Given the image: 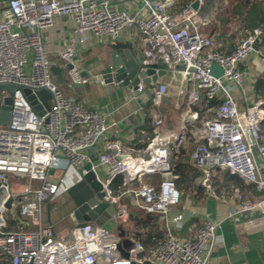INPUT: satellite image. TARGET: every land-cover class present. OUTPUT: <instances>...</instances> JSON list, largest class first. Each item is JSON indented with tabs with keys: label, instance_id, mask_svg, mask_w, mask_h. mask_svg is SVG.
Here are the masks:
<instances>
[{
	"label": "built area",
	"instance_id": "obj_1",
	"mask_svg": "<svg viewBox=\"0 0 264 264\" xmlns=\"http://www.w3.org/2000/svg\"><path fill=\"white\" fill-rule=\"evenodd\" d=\"M138 1L146 10L144 18L111 10L103 0H8L1 11L0 86L20 87L12 93L8 124L0 125V256L9 264H212L209 254L221 223L206 218L190 240H177L168 231L148 259L141 257L144 248L137 241H132L127 258H123L117 236L93 223L75 227L69 240L57 236L53 227L44 223L42 206L78 183L86 165L101 184L103 199L116 206L113 219L117 223H126L129 211L111 192L110 184L116 177L129 184L141 182L145 175H157V185L141 183L125 193L134 204L141 201L144 214L157 216L166 226L171 208L181 197L175 187L174 153L169 146L181 134L163 131V119L155 117L144 156L126 154L114 121L62 93L52 68L60 70V84H83L97 78L81 77L74 39L59 53L57 63L44 51L41 32L52 27L57 17L72 18L79 37L92 34L107 38L110 45L118 42L124 29L136 27L144 42L143 69L159 60L166 65L150 97L153 107L161 109L166 99H179L184 93L182 86L192 84L182 122L193 126L195 149L189 161L200 174L201 185L211 192L213 174L225 172L264 197V98L243 106L224 87L229 83L242 91L245 74L241 66L251 56L264 60V53L256 48L263 30L253 29L228 51H222L219 43L196 30L203 0H197V10L189 3L176 14H169L166 4L158 0ZM214 64L222 72L220 77L211 74ZM168 72L179 75V85L174 77H164ZM145 87L140 83L136 93L143 94ZM22 89L31 94L48 92L49 110L36 100L44 110L43 116H38ZM7 96L0 91V114ZM202 100H217L218 105L207 108L212 116L196 126L197 114L191 108L201 105ZM98 170H104L103 180ZM236 213L252 223L264 224V198L244 202ZM18 217L23 224L18 223ZM181 220L182 215L177 214L171 223L180 228ZM10 222L32 230H8Z\"/></svg>",
	"mask_w": 264,
	"mask_h": 264
},
{
	"label": "crops",
	"instance_id": "obj_2",
	"mask_svg": "<svg viewBox=\"0 0 264 264\" xmlns=\"http://www.w3.org/2000/svg\"><path fill=\"white\" fill-rule=\"evenodd\" d=\"M7 1L0 0V19L1 11L6 6ZM103 1L108 3L107 5L111 10H124L132 16L145 17L146 10L143 9L138 0ZM158 1L166 4L169 14H174L178 11L180 5L192 3L194 0ZM237 11L232 16L221 15L215 18L212 14L204 20L198 19L197 23L199 25H197V29L202 32L203 36L219 43L222 51H228L237 42L235 35L228 37L226 34L219 32L217 25L224 24L227 18L230 19L233 16L240 19L241 15ZM76 29L77 25L72 18L61 16L55 19L52 27L46 28L41 32L43 49L51 61L57 63L59 53L65 49L71 39H74L76 41L75 59L79 66L81 77L86 79L88 75H92L93 78H97V81L90 79L83 83V91L73 88L71 85L59 83L60 88L64 90L62 93L65 97L80 102L86 108L98 110L100 113L107 115L111 121H114L126 154L144 156V148L139 149L138 147L141 144L146 147L148 141L152 138H147L145 130L150 118V127L155 117H161L165 125L162 128L163 131L171 130L182 135L178 141L171 142L169 146L173 149L172 153H174L173 163L176 176L177 170L183 171L190 179V186H181L178 190L181 195L180 202L171 208L168 215V226L157 216L150 215L151 218H154L152 222L157 225L158 231L165 238L169 231L177 240H190L193 239L195 231L204 225L206 218L213 221L219 220L221 223L216 229L214 244L209 254L212 264H264V224L262 222L252 223L244 218L241 213H236L240 211L244 202L263 200V195L256 193L252 186L245 185L238 177H231L228 173L219 171L215 172L210 179L211 192H208L201 185L200 174L191 167L189 157L195 149V139L192 135L193 126L184 124L182 117L187 109L186 103L192 84L181 85L184 90L183 95L179 99H166L162 103L161 109L153 107L150 103L153 87H145L143 94H137L128 89L116 90L115 86L111 88L104 82L101 84L100 71L110 64L109 40L92 34H83L79 37ZM117 40L123 44L131 45V50L135 57L139 61L143 59V37L136 27L124 29ZM262 52L264 53V51ZM241 69L245 74L242 91L229 88V92L240 105L245 106L246 104L250 106L259 100L255 96L254 83L260 75L264 74V60L251 56L241 66ZM170 76L174 77L176 80L175 84L179 85V75L168 72L164 77L168 78ZM205 107L206 102L202 100L201 105L192 107L191 111L197 114L195 109L203 110ZM179 110L181 115L177 116V111ZM169 118H171L170 120H172L173 124L166 122ZM98 176L103 180L105 178L104 170H98ZM158 182L159 178L157 175H149L147 181L138 182L137 185L138 187L141 183L157 185ZM200 188H202V191L198 193L197 190H200ZM236 191L239 198L236 197ZM114 196L118 197L129 211L127 222L117 224L122 227L127 238L131 239V241H136V237L140 236L141 232L137 230L135 223L137 220L144 221L147 215L142 211V203L137 201L138 203L134 204L133 200L127 197L125 191ZM73 209L74 206L70 197L66 192H62L51 203L42 206L43 221L53 227L57 236L62 237L64 240H69L72 230L76 227L72 216ZM177 214L182 215L180 228L171 223V218ZM101 216L111 219L114 215L109 216L107 212H103ZM18 223L23 224V220H18ZM167 227L168 230H166ZM23 228L27 227H21V229Z\"/></svg>",
	"mask_w": 264,
	"mask_h": 264
},
{
	"label": "water",
	"instance_id": "obj_3",
	"mask_svg": "<svg viewBox=\"0 0 264 264\" xmlns=\"http://www.w3.org/2000/svg\"><path fill=\"white\" fill-rule=\"evenodd\" d=\"M153 2L154 0H150ZM194 10L199 8L197 0H194L191 4ZM110 49V64L108 67L100 71V76L104 84H107L112 88L116 87V90L128 89L136 92L140 83L146 87L150 86L155 88L157 80L165 74L166 65L160 60L147 66L145 69L140 61L135 57L131 50V45L116 42L109 45ZM52 73L57 76L59 83L63 82L62 75L59 69L52 68ZM211 74L215 77H220L222 72L217 65H212ZM151 83V84H150ZM71 87L84 90L83 84H71ZM20 87H14L9 85H1L0 91H5L8 96L4 98L3 106L0 114V125L5 126L9 122L11 97L14 89ZM23 94L27 97L33 110L38 116H43L44 110L42 107L36 104V100L43 102V107L46 111L49 110L50 95L48 92L41 90L35 94H31L28 89H22ZM73 101V99H71ZM83 170L86 172L82 176L81 180L75 185L71 186L67 191V195L70 197L74 209L72 212L75 226L80 227L85 223H93L99 227H102L110 232L115 233L117 236L118 250L123 258H127L126 251L131 247V239L125 236L124 230L121 226H118L117 222L111 218L107 219L103 216V212H107L109 216H113L115 208L112 204L106 202L104 192L102 191L101 184L96 180L95 174L90 170V165H86ZM6 207H10V202L6 204ZM19 214L18 211L16 212Z\"/></svg>",
	"mask_w": 264,
	"mask_h": 264
},
{
	"label": "trees",
	"instance_id": "obj_4",
	"mask_svg": "<svg viewBox=\"0 0 264 264\" xmlns=\"http://www.w3.org/2000/svg\"><path fill=\"white\" fill-rule=\"evenodd\" d=\"M260 3L261 2L259 0H203L198 12V18L200 20H204L207 16H210L212 14L215 16V18L221 15L232 16L236 12V10H238L237 13H239L242 18L241 31L244 32L243 37L246 36V34L248 32H251L253 29L261 28L263 30V33L260 37V41L257 43L256 48L260 51H264V7ZM188 4L189 3L183 6L180 5V8L176 13H178L182 8H184ZM254 92L256 98H264V74L260 75L256 79L254 83ZM150 103L152 104V102ZM217 105L218 101L213 100L206 102L205 108H215L217 107ZM205 108L203 110L195 109L198 114L197 120L195 122L196 126H199L201 121L207 120L212 116L210 113H206ZM149 121H151V118L148 119V125L147 127H145L148 139L152 137V128L149 125ZM262 129L264 130V121L262 123ZM138 148L143 149L145 148V145L141 144ZM176 173L178 178L175 180V187L178 190L181 186L189 187L190 179L185 175V173L181 170H177ZM148 178L149 175H145L141 178V181H147ZM137 183L138 181H133L129 184H125L122 177H116L111 182L110 189L113 195H117L120 192L126 191L128 188L134 189L135 187H138ZM200 191H202V188H200V190H197L198 193ZM153 219L154 218H151L150 215H146L144 221L137 220L135 223L137 230H140L139 232H141V235L136 237V241L141 243L144 248V251L141 255V257L144 259H148L151 256L155 247H157L166 239L165 236L160 231H158L157 225L152 222L154 221ZM8 230L28 232L31 231L32 228L27 227L21 229V227H16L14 222H10ZM0 264H9V261L5 260L4 257L0 256ZM143 264L150 263L146 261Z\"/></svg>",
	"mask_w": 264,
	"mask_h": 264
},
{
	"label": "rangeland",
	"instance_id": "obj_5",
	"mask_svg": "<svg viewBox=\"0 0 264 264\" xmlns=\"http://www.w3.org/2000/svg\"><path fill=\"white\" fill-rule=\"evenodd\" d=\"M259 1L261 2L260 4L264 7V0H259ZM197 25H199V23H197L195 26L196 30L198 31ZM210 26H212V25H210ZM204 27H206V26H204ZM241 28H242V18L238 19L237 17H234V16L230 19L227 18L225 20L224 24L221 23V24L217 25V29L219 30V32L226 34L228 37L235 35L236 41H238L241 37H243L244 32L241 31L242 30ZM199 33L201 35H203L202 32H199ZM224 87L226 88L227 91H229V88H231V89L235 88L234 85H231L229 83H225ZM59 88H60V85H59ZM60 90L64 92L63 88L62 89L60 88ZM180 110L177 111V116L180 114ZM170 119L171 118H169L166 122H168V124H173L172 120H170ZM175 122H176V119H175ZM17 220H20L19 217L17 218Z\"/></svg>",
	"mask_w": 264,
	"mask_h": 264
}]
</instances>
